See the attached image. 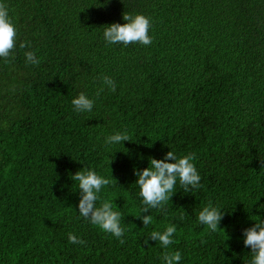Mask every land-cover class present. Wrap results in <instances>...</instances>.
<instances>
[{
	"label": "trees",
	"instance_id": "16d2710c",
	"mask_svg": "<svg viewBox=\"0 0 264 264\" xmlns=\"http://www.w3.org/2000/svg\"><path fill=\"white\" fill-rule=\"evenodd\" d=\"M0 2L17 29L14 61L0 58V264H163L165 251L180 264H250L243 232L264 219V0ZM124 13L150 19L151 45L105 41ZM103 76L116 91L97 98ZM80 92L91 112L74 110ZM125 131L129 142L105 144ZM168 151L196 154L203 187L177 181L163 210L141 214L153 217L145 227L135 171ZM83 168L113 177L97 207L114 201L123 245L79 214L71 177ZM209 201L224 212L216 232L198 221ZM169 224L175 243L144 244Z\"/></svg>",
	"mask_w": 264,
	"mask_h": 264
},
{
	"label": "clouds",
	"instance_id": "9594fccd",
	"mask_svg": "<svg viewBox=\"0 0 264 264\" xmlns=\"http://www.w3.org/2000/svg\"><path fill=\"white\" fill-rule=\"evenodd\" d=\"M122 19L125 21L123 24L113 23L104 26L103 36L108 44L127 46L140 43L145 46L151 45L152 38L149 36L151 21L149 18L141 14L124 13ZM16 43L17 29L10 18L8 5L0 2V58H3L6 64H11L15 59L14 49ZM19 47L30 49L31 44L21 43ZM24 56L28 64L38 66L41 62L34 51H25ZM105 88L112 92L116 91V83L111 77H102V86L98 88L95 96L99 98ZM71 103L77 113H86L93 110L95 100L89 98L85 92H80ZM130 139L131 137L127 131L116 132L105 138V144H121L125 141L129 142ZM195 159V153L178 157L173 151H168L163 159L149 158V167L142 171H135V175L138 177L136 184L140 189L139 195L143 203L140 215L136 218L141 219L145 227L153 222V217L141 214L148 213L152 209L163 210L174 195L177 181H179L185 193L203 187L200 183L201 177L193 163ZM71 179L78 182L80 193L79 214L101 231L113 235L123 245L125 243V240L121 239L125 234V229L121 225L123 217L122 213L116 210L117 206L114 201L105 200L97 207V201L100 200L99 193L103 187L111 185L113 177L112 179L105 178L98 175L94 169L83 168V170L76 172ZM223 218L224 212L222 209L214 207L211 201L198 215L199 223L206 225L212 232L220 230L219 225ZM176 232V226L169 224L162 232L152 231L144 244L148 245L149 240L159 241L160 245L167 249L169 245L175 243L172 238ZM243 236L245 237L243 241L245 247L251 249L250 264H264V219H260L254 223L253 227L244 230ZM68 239L73 244L84 245L86 243V241L72 233L68 234ZM181 259L182 255L179 251H165L161 257L163 264H180Z\"/></svg>",
	"mask_w": 264,
	"mask_h": 264
},
{
	"label": "bare ground",
	"instance_id": "6f19581e",
	"mask_svg": "<svg viewBox=\"0 0 264 264\" xmlns=\"http://www.w3.org/2000/svg\"><path fill=\"white\" fill-rule=\"evenodd\" d=\"M44 44V43H43Z\"/></svg>",
	"mask_w": 264,
	"mask_h": 264
}]
</instances>
